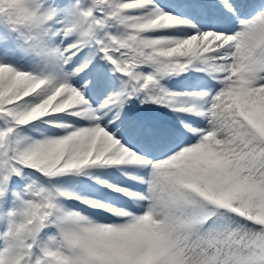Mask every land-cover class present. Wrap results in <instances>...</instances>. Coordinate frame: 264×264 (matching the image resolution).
Here are the masks:
<instances>
[{
  "label": "snow or ice",
  "instance_id": "6c2138e0",
  "mask_svg": "<svg viewBox=\"0 0 264 264\" xmlns=\"http://www.w3.org/2000/svg\"><path fill=\"white\" fill-rule=\"evenodd\" d=\"M0 264H264V0H0Z\"/></svg>",
  "mask_w": 264,
  "mask_h": 264
},
{
  "label": "bare ground",
  "instance_id": "6f19581e",
  "mask_svg": "<svg viewBox=\"0 0 264 264\" xmlns=\"http://www.w3.org/2000/svg\"><path fill=\"white\" fill-rule=\"evenodd\" d=\"M182 76H184L185 78L189 79L190 78V73H183L181 74ZM180 75V76H181ZM201 74H196L194 75L195 77H199ZM176 78H172L173 80L167 79L164 81V83L171 89H173V87H175L173 90L178 91L177 88H184L186 86H195L199 83L198 79L196 78L195 81H190V80H180L175 76ZM152 107H158L153 105ZM167 109H163V112H166ZM108 172H110L111 174L107 176L108 179L113 180L115 182H122V183H131L129 181L126 180L125 177H123L119 172H116L115 170L109 169ZM105 195H109V196H118L119 194H113V193H108L106 192ZM70 204L75 203L72 201H69Z\"/></svg>",
  "mask_w": 264,
  "mask_h": 264
},
{
  "label": "rangeland",
  "instance_id": "374dc122",
  "mask_svg": "<svg viewBox=\"0 0 264 264\" xmlns=\"http://www.w3.org/2000/svg\"><path fill=\"white\" fill-rule=\"evenodd\" d=\"M73 59H75V58H73ZM172 78H176V77L175 76L171 77V80H173ZM177 78L180 79V80H190L192 82V81H195V79L197 77H195L194 75L190 74V78L189 79L185 78L182 75L181 76L179 75ZM198 86H199V83L197 85H195V86H186L184 88H177V90L178 91L191 90V89L196 88ZM174 88L175 87H173V89ZM137 107L143 108V107H146V106L137 104ZM153 108H156L157 110L163 109V108H159V107H153ZM166 113H168V110L166 112H162L161 114H159L158 112H156V115L159 116L161 119H167V116L165 115Z\"/></svg>",
  "mask_w": 264,
  "mask_h": 264
}]
</instances>
